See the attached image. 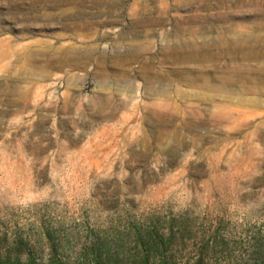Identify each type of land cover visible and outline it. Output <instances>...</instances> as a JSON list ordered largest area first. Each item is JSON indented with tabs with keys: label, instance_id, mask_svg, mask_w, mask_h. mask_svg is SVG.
Wrapping results in <instances>:
<instances>
[{
	"label": "rangeland",
	"instance_id": "374dc122",
	"mask_svg": "<svg viewBox=\"0 0 264 264\" xmlns=\"http://www.w3.org/2000/svg\"><path fill=\"white\" fill-rule=\"evenodd\" d=\"M257 19L264 0H0V264H264Z\"/></svg>",
	"mask_w": 264,
	"mask_h": 264
},
{
	"label": "bare ground",
	"instance_id": "6f19581e",
	"mask_svg": "<svg viewBox=\"0 0 264 264\" xmlns=\"http://www.w3.org/2000/svg\"><path fill=\"white\" fill-rule=\"evenodd\" d=\"M223 20H225V21H228L230 24H231V26H237V25H239V22H237L236 21V19H233V18H231V17H226V16H224V15H221L220 16ZM194 18L193 17H191V16H189L188 17V20H190V21H192ZM253 23L254 24H256V25H262V24H264V21L263 20H254L253 21ZM235 45V44H234ZM233 46V45H232ZM224 47H227V49H224ZM223 47V50H225V55H227L228 57H231V58H236V57H239L240 55H242L241 53L242 52H238V51H236L238 48H236L235 46H234V48L233 49H231L230 48V46H229V48H228V46L226 45V46H224ZM222 50V51H223ZM222 53V52H221ZM224 54V53H223ZM176 55H181L182 56V53L181 54H178V53H176ZM221 54H219V53H217V52H215V53H205L204 54V57H205V59L206 58H209V59H211V60H214V59H216L217 57H219Z\"/></svg>",
	"mask_w": 264,
	"mask_h": 264
}]
</instances>
